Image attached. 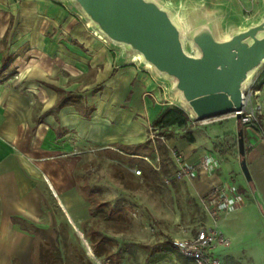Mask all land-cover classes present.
I'll use <instances>...</instances> for the list:
<instances>
[{
    "label": "crops",
    "instance_id": "1",
    "mask_svg": "<svg viewBox=\"0 0 264 264\" xmlns=\"http://www.w3.org/2000/svg\"><path fill=\"white\" fill-rule=\"evenodd\" d=\"M165 1L179 9L184 0ZM198 1L223 9L224 21L241 27L259 20L247 22L245 8L264 6V0ZM96 36L61 2L0 0V264H44L41 233L60 249H67L73 235L84 239L92 264H125L106 233L95 228L100 211L78 189L77 179L85 175L76 171L88 150L121 146L135 153L146 145L150 128L174 106L167 97L175 96L162 93L150 69L123 60ZM240 128L229 119L158 133L170 152L178 150L189 163L213 149L218 153L220 165L193 178L199 192L233 181L245 199L237 211L249 200L264 213V142L253 129ZM237 131L243 134V155ZM222 134L228 135L226 143ZM243 158L250 178L240 170ZM61 252L67 264L69 256Z\"/></svg>",
    "mask_w": 264,
    "mask_h": 264
},
{
    "label": "rangeland",
    "instance_id": "2",
    "mask_svg": "<svg viewBox=\"0 0 264 264\" xmlns=\"http://www.w3.org/2000/svg\"><path fill=\"white\" fill-rule=\"evenodd\" d=\"M50 1L65 4L79 23L87 24L69 0ZM263 13L264 6L255 11L253 18L256 20ZM233 21L225 20L223 30L226 31ZM101 42L111 52L121 55L119 47L102 39ZM129 59L123 58L131 62ZM135 62L145 68L143 63ZM158 83L162 93L169 94L170 82L159 78ZM162 148H167L162 140L149 139L132 154L118 152V146L82 154L81 169L76 174H84L89 187L96 190V203L92 208L100 212L94 225L106 233L113 251L124 258L125 264H194L173 248L172 241L190 238L201 227L218 220L220 229L231 240L229 246H219L213 252L224 264H264V213L256 201L247 200L240 211L237 210L242 207L241 202L239 208L218 210L217 206L209 204L211 190L199 192L193 185V178H173L177 165L172 153L168 150L163 154ZM130 158H135L134 162ZM155 165L160 169H155ZM151 168L158 172L157 175ZM202 171L208 173L210 170ZM168 178L172 180L166 182ZM86 244L76 235L71 236L67 249L60 244L64 255L69 256L67 264H92L88 258L92 250L88 251Z\"/></svg>",
    "mask_w": 264,
    "mask_h": 264
},
{
    "label": "water",
    "instance_id": "3",
    "mask_svg": "<svg viewBox=\"0 0 264 264\" xmlns=\"http://www.w3.org/2000/svg\"><path fill=\"white\" fill-rule=\"evenodd\" d=\"M69 2L93 31L120 48L122 58L138 54L169 81L181 107L197 118L241 110L246 88L264 67V13L224 31V10L198 0H184L179 9L165 0ZM243 150L241 145V155ZM240 165L250 178L244 158Z\"/></svg>",
    "mask_w": 264,
    "mask_h": 264
},
{
    "label": "built area",
    "instance_id": "4",
    "mask_svg": "<svg viewBox=\"0 0 264 264\" xmlns=\"http://www.w3.org/2000/svg\"><path fill=\"white\" fill-rule=\"evenodd\" d=\"M245 13L247 22L254 20L253 17L255 11L253 8H245ZM167 98V104L181 107L179 101L175 97L169 96ZM183 109L188 114V122L184 127L185 132H189L198 127H204L229 119H234L241 127V131L239 130L240 132H242L243 129H253L257 132L259 139L264 142V86L260 85L258 73L254 76L252 82L246 88L243 107L239 111L234 110L210 117L197 118L187 109ZM238 115L240 116L238 117ZM227 136L228 135L226 134H222L220 136L222 143H226V141H228ZM237 138L238 141L236 143L238 146L244 145V140L242 139L241 142L239 139L238 131ZM150 139L153 142H155L156 139L162 140L163 142L165 141L164 136L160 135L158 133V129L153 126L150 128ZM211 140L213 139L211 138ZM171 152L177 165L175 176L173 178H194L201 170H210L211 168L218 167L220 165L218 153L214 149L210 152L209 156L203 158L197 163L187 162L178 150L172 149ZM154 167L157 170L160 169L156 165ZM170 180H172V178L166 179V182H169ZM208 199L209 204L217 206L218 210H231L235 207L237 208L239 202L243 201V196L237 190L236 184L231 181L223 184V186L214 187L211 190V194ZM230 243V239L225 236L223 231L220 229L219 221L214 220L213 224L201 227L197 230L196 234L190 238L174 239L172 241V246L183 257L191 260L194 264H223V260L213 252L217 247H227Z\"/></svg>",
    "mask_w": 264,
    "mask_h": 264
},
{
    "label": "trees",
    "instance_id": "5",
    "mask_svg": "<svg viewBox=\"0 0 264 264\" xmlns=\"http://www.w3.org/2000/svg\"><path fill=\"white\" fill-rule=\"evenodd\" d=\"M188 122V114L187 112L179 106H170L168 107L160 116V118L156 121L157 129H165L168 127L179 126L185 127ZM168 135V134H166ZM118 149L123 154H132L131 151L122 148L121 146ZM161 152L163 154L168 153L167 148H162ZM131 162H134L135 158H130ZM152 172L157 175V171L151 168ZM78 189L85 195V197L91 202L92 206L96 203L94 195L96 194V190L92 187H89L86 181V176H82L77 179ZM124 183H127L124 181ZM127 185V184H126ZM35 234L40 233L38 229H35ZM44 235L46 242L44 243L43 249H41L42 258L44 259V264H65V259L62 255L61 249L59 248L56 240L51 238L45 233H41ZM94 251L99 254L100 250L97 246L92 243Z\"/></svg>",
    "mask_w": 264,
    "mask_h": 264
},
{
    "label": "bare ground",
    "instance_id": "6",
    "mask_svg": "<svg viewBox=\"0 0 264 264\" xmlns=\"http://www.w3.org/2000/svg\"><path fill=\"white\" fill-rule=\"evenodd\" d=\"M182 4V3H181ZM170 5V4H169ZM181 6V5H180ZM87 26L88 27H90V25L87 23ZM94 32V34L95 35H97L98 37H100V39H103L104 41H108V40H106L102 35H100L99 33H97V32H95V31H93ZM131 60H135V61H138V62H141L142 63V61H141V57H140V55H138V54H136L135 56H133V57H131L130 58ZM145 65V67L146 68H148V69H150V70H152V67H151V65L150 64H144ZM87 245V249H88V251H89V249H90V247H89V245L88 244H86Z\"/></svg>",
    "mask_w": 264,
    "mask_h": 264
}]
</instances>
